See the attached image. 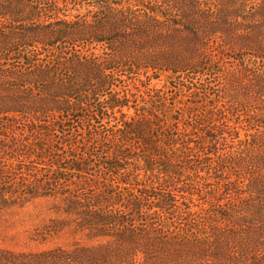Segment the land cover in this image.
Instances as JSON below:
<instances>
[{
  "label": "trees",
  "instance_id": "16d2710c",
  "mask_svg": "<svg viewBox=\"0 0 264 264\" xmlns=\"http://www.w3.org/2000/svg\"><path fill=\"white\" fill-rule=\"evenodd\" d=\"M162 74L208 152L139 105ZM41 196L97 243L0 264H264V0H0V212Z\"/></svg>",
  "mask_w": 264,
  "mask_h": 264
},
{
  "label": "rangeland",
  "instance_id": "374dc122",
  "mask_svg": "<svg viewBox=\"0 0 264 264\" xmlns=\"http://www.w3.org/2000/svg\"><path fill=\"white\" fill-rule=\"evenodd\" d=\"M128 81L133 92L136 91L134 88L135 83L140 86L141 91L137 94L139 97V105H144L146 108H149V110L157 112L160 118L163 117V111L166 112L168 117L167 126H172L174 123L172 116L176 115L178 112L177 110L179 109L181 112L179 114L180 131L187 129L189 136H184L178 141L175 147H182L183 144L181 141L184 139L186 141L191 140L189 146L192 148L197 149V145L198 147L202 145L201 147L204 146L203 153L209 151V142L206 141L203 142V144L200 143V141H203L201 138L202 132L199 129H196L195 131L197 134H193L192 127L184 126V122L186 121L190 110H192L195 105V103L191 101L192 98L190 97V93L185 87L181 86L175 90L176 92H171L173 87L170 78L166 74H162L158 78L152 77L150 81H148L144 75H141L138 80L129 79ZM148 86L154 88L151 95L155 100V108L151 103L147 104L142 102L139 96L140 93H145ZM158 94L160 96H158ZM124 112L128 113L127 120H130L131 116H136L134 107H130V109L125 107ZM118 116H120L119 113ZM140 116H136V118H140ZM163 127L166 128L165 126ZM148 134L147 130H145L141 137ZM143 146L144 145H142V147ZM141 149H138L137 154L132 158V160L135 162L137 161L140 166H145V155ZM200 149L201 148H199V150ZM179 152H181V150H179ZM45 161L46 162L44 163H47V166H49V158H45ZM56 167L57 164L53 166V168ZM139 172L141 173L140 178H143L144 172L142 170ZM189 172L192 173L191 171ZM202 174L206 173L202 172ZM211 181H214V179H211ZM194 198L197 199V196L195 195ZM58 202H60L59 197L41 196L28 201L24 205H15L0 212V261H2L5 257H9L6 253L31 254L57 247L72 248L76 243H79L82 246H91L97 243L96 240H90L83 234L77 233L72 229H66L60 233L50 234L44 239L37 236L44 232L45 226L51 224L52 219L56 217H63L55 212L54 206ZM27 258H31V256L29 255Z\"/></svg>",
  "mask_w": 264,
  "mask_h": 264
}]
</instances>
